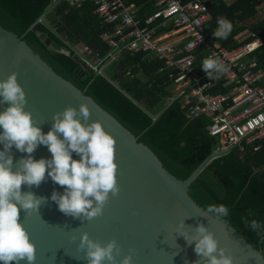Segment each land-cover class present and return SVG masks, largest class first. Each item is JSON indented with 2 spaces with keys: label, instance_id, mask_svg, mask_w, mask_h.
Returning a JSON list of instances; mask_svg holds the SVG:
<instances>
[{
  "label": "water",
  "instance_id": "1",
  "mask_svg": "<svg viewBox=\"0 0 264 264\" xmlns=\"http://www.w3.org/2000/svg\"><path fill=\"white\" fill-rule=\"evenodd\" d=\"M56 2V1H55ZM0 24V264H264L193 183ZM46 45L70 54L46 34ZM82 80L96 73L75 53Z\"/></svg>",
  "mask_w": 264,
  "mask_h": 264
},
{
  "label": "trees",
  "instance_id": "2",
  "mask_svg": "<svg viewBox=\"0 0 264 264\" xmlns=\"http://www.w3.org/2000/svg\"><path fill=\"white\" fill-rule=\"evenodd\" d=\"M55 0H0V24L23 35ZM140 7L143 21L157 10L156 0H127ZM264 0H237L231 5L214 0L209 4L212 20L207 30L228 47L262 38L264 41ZM94 2L81 8L65 0L56 1L41 22L25 36L33 49L54 68L91 95L103 108L148 145L164 166L180 179L188 178L215 151L220 140L209 133L210 115L188 116L182 101H172L175 81L163 61L144 52L133 53L120 46L114 49L104 34L113 33L95 14ZM175 29L174 25L161 31ZM46 34L70 54L54 51L41 38ZM251 34V35H250ZM253 34V35H252ZM250 35V36H249ZM88 46L100 64L101 72L82 80L73 55ZM257 44L248 47V50ZM116 58L111 59L110 53ZM205 56H202L200 61ZM248 59L264 67V44ZM219 85L215 92H228ZM260 146L259 149H255ZM193 199L215 215L225 217L264 255V139L233 149L216 158L193 183Z\"/></svg>",
  "mask_w": 264,
  "mask_h": 264
},
{
  "label": "built area",
  "instance_id": "3",
  "mask_svg": "<svg viewBox=\"0 0 264 264\" xmlns=\"http://www.w3.org/2000/svg\"><path fill=\"white\" fill-rule=\"evenodd\" d=\"M65 1L76 8L94 2L95 14L114 25L113 33L103 36L114 49L123 46L163 61L161 70L167 69L175 81L171 100L182 101L191 118L210 115L208 130L220 140L217 149L244 152L247 145L264 139V67L248 59L264 42L256 37L237 47L225 46L207 30L213 0H156L157 10L145 21L140 17V7L127 0ZM220 1L230 4L236 0ZM156 21L164 27L174 25L179 31L157 35L150 27ZM172 34H182L183 44L173 41ZM254 44L257 46L248 50ZM76 53L97 73L102 71V62L90 59L94 54L88 46ZM202 56L205 58L200 61ZM110 58H116L113 52ZM219 85L230 90L214 92Z\"/></svg>",
  "mask_w": 264,
  "mask_h": 264
},
{
  "label": "crops",
  "instance_id": "4",
  "mask_svg": "<svg viewBox=\"0 0 264 264\" xmlns=\"http://www.w3.org/2000/svg\"><path fill=\"white\" fill-rule=\"evenodd\" d=\"M214 1V0H213ZM212 1V2H213ZM220 1V0H219ZM237 1V0H236ZM236 1H234V2H236ZM222 2V1H221ZM234 2H232V3H230V4H228V5H231V4H233ZM211 3V2H210ZM209 3V4H210ZM223 3H225V2H223ZM227 4V3H226ZM210 9V8H209ZM212 14V13H211ZM212 20V19H211ZM208 25V24H207ZM150 27L151 28H155V31H157V35H163V34H165V33H168V32H170V31H179L178 30V27H176V26H174L175 27V29H171V30H169V31H161V32H159V29L160 28H163L164 26H162L161 24H160V22H155L154 24H152V25H150ZM173 36H172V39H173V41H180V43L181 44H183V40H182V34H178V35H175V34H172ZM214 35V34H213ZM251 35V34H250ZM249 35V36H250ZM253 35V34H252ZM215 36V35H214ZM216 37V36H215ZM217 39H218V37H216ZM245 38H246V36H244V37H241L240 39H239V42H240V44L239 45H241V44H244V43H242L244 40H245ZM219 40V39H218ZM261 40H262V38H261ZM264 42V41H263ZM238 45V46H239ZM228 47V46H227ZM235 47H237V46H235ZM217 88V87H216ZM215 88V89H216ZM215 89H214V92H215ZM219 92H221V91H219Z\"/></svg>",
  "mask_w": 264,
  "mask_h": 264
},
{
  "label": "rangeland",
  "instance_id": "5",
  "mask_svg": "<svg viewBox=\"0 0 264 264\" xmlns=\"http://www.w3.org/2000/svg\"><path fill=\"white\" fill-rule=\"evenodd\" d=\"M260 9H261L262 12L264 13V2L260 5Z\"/></svg>",
  "mask_w": 264,
  "mask_h": 264
}]
</instances>
